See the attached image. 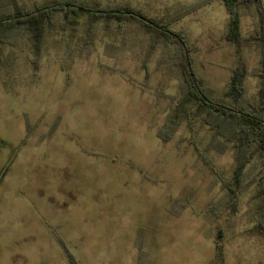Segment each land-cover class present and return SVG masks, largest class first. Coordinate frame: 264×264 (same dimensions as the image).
<instances>
[{
  "label": "rangeland",
  "instance_id": "1",
  "mask_svg": "<svg viewBox=\"0 0 264 264\" xmlns=\"http://www.w3.org/2000/svg\"><path fill=\"white\" fill-rule=\"evenodd\" d=\"M49 1L0 6L29 11ZM79 1L162 20L201 0ZM62 20L55 15L45 32L36 71L26 36L0 46V229L19 232L30 211L45 215L56 227L46 264H70L67 254L75 264H137L139 255L140 264H264L256 187L246 185L259 165L246 167L232 210L221 181L235 166L233 144L223 151L209 145L211 132L199 122L173 133L163 127L183 82L179 47L159 43L147 56L150 35L141 25L97 21L88 31L84 18ZM228 25L214 0L171 27L185 37L213 101L226 99L238 67L253 99L260 66L254 9H240L238 50L226 41ZM107 43L115 48L106 50Z\"/></svg>",
  "mask_w": 264,
  "mask_h": 264
},
{
  "label": "trees",
  "instance_id": "2",
  "mask_svg": "<svg viewBox=\"0 0 264 264\" xmlns=\"http://www.w3.org/2000/svg\"><path fill=\"white\" fill-rule=\"evenodd\" d=\"M214 0H201L178 13L162 20L148 18L141 11L129 8H113L106 5L88 4L79 0H51L35 5L26 11L21 7L10 8L0 6V46L14 45L20 38L26 36L30 47V64L33 71L37 70L38 61L43 47L45 32L51 29L55 15L61 14V26L76 25L83 18L88 21L89 31L97 21L105 25L114 22L118 28L127 24H138L150 35L149 53L159 43H175L180 50L183 61V82L180 96L164 121L166 132L173 133L181 124L190 128L197 122L207 127L211 132L209 145L219 151L231 143L235 149V166L230 179L221 181V188L228 195V207L234 209L238 189L248 165L258 164V171L246 183L254 184L256 189L252 199L258 202L256 207V229H264V9L260 0H220L229 15L226 41L233 44L237 50L243 40L240 32V9L252 7L256 14V27L251 41L259 50V67L253 72L259 80V88L253 99L244 94L243 79L245 67L232 71L224 97L228 100L213 101L212 91L205 88L202 81L194 73L190 49L184 36L172 29V25L186 14L203 7ZM14 8V9H13ZM87 34L81 42L87 43ZM106 50L115 45L106 44ZM110 55L109 53H107ZM159 137L164 139L162 132ZM206 160V159H205ZM207 165L209 164L208 160ZM210 165V164H209ZM208 165V166H209ZM214 171V169H212ZM245 185V186H246ZM216 254L220 257L219 246L216 244ZM70 264H75L73 257L67 254ZM141 256L137 264H140Z\"/></svg>",
  "mask_w": 264,
  "mask_h": 264
},
{
  "label": "crops",
  "instance_id": "3",
  "mask_svg": "<svg viewBox=\"0 0 264 264\" xmlns=\"http://www.w3.org/2000/svg\"><path fill=\"white\" fill-rule=\"evenodd\" d=\"M30 220H24L22 229H0V264H46L45 248L48 244L55 246L56 227L45 222V215L30 211ZM18 232V233H17ZM20 249L11 255L8 249ZM9 253V256L7 255Z\"/></svg>",
  "mask_w": 264,
  "mask_h": 264
},
{
  "label": "water",
  "instance_id": "4",
  "mask_svg": "<svg viewBox=\"0 0 264 264\" xmlns=\"http://www.w3.org/2000/svg\"><path fill=\"white\" fill-rule=\"evenodd\" d=\"M261 1V4H262V7L264 9V0H260ZM263 125H264V120H263Z\"/></svg>",
  "mask_w": 264,
  "mask_h": 264
}]
</instances>
